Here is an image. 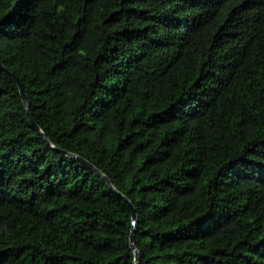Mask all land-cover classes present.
Masks as SVG:
<instances>
[{
  "label": "trees",
  "instance_id": "obj_1",
  "mask_svg": "<svg viewBox=\"0 0 264 264\" xmlns=\"http://www.w3.org/2000/svg\"><path fill=\"white\" fill-rule=\"evenodd\" d=\"M0 62V264H135L133 209L138 264H264V0H0Z\"/></svg>",
  "mask_w": 264,
  "mask_h": 264
},
{
  "label": "water",
  "instance_id": "obj_2",
  "mask_svg": "<svg viewBox=\"0 0 264 264\" xmlns=\"http://www.w3.org/2000/svg\"><path fill=\"white\" fill-rule=\"evenodd\" d=\"M0 69L4 72H6L17 84L18 86V89H19V93L21 95V98H22V101H23V105H24V108H25V111L29 117V119L31 120L35 130L41 134L47 141V137L46 135L43 133V131L40 129V127L35 123L34 119H33V115L30 111V102H29V97L23 87V84L17 79L15 78V76L13 75V73H10L3 65L2 63L0 62ZM68 156H70L71 158H75L77 160H81L83 161L84 163H86L91 169H93L107 184L108 186L111 188V190L117 194L120 198L124 199L132 208H133V205L129 202V200L124 197L122 194H120L112 185L111 181L109 180V178L107 176H105L101 171H99L96 167H94L93 165H91L89 162L83 160L82 158H80L79 156L77 155H73V154H68L66 153ZM135 223H136V213H135V210L133 209V229H132V233H131V236H130V247L131 249L134 251L135 253V264H138L139 261H140V253L137 251L136 247H135V244H134V232H135Z\"/></svg>",
  "mask_w": 264,
  "mask_h": 264
}]
</instances>
